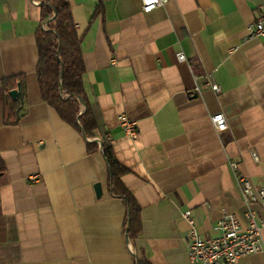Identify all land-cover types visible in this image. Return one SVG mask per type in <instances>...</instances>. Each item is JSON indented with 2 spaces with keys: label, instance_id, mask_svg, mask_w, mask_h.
Returning a JSON list of instances; mask_svg holds the SVG:
<instances>
[{
  "label": "crops",
  "instance_id": "1",
  "mask_svg": "<svg viewBox=\"0 0 264 264\" xmlns=\"http://www.w3.org/2000/svg\"><path fill=\"white\" fill-rule=\"evenodd\" d=\"M67 1L95 110L93 137L42 99L40 3L0 0V264H136L142 256L198 264L187 257L183 212L202 237H213L225 212L246 224L236 175L264 187V40L247 38L262 0H167L150 12L140 0ZM17 87L18 119L5 123L4 101ZM218 111L228 124L222 132L210 121ZM120 114L137 122L135 140L124 135ZM96 139L128 170L121 182L140 207L133 239ZM252 206L264 222V206ZM235 264H264V250Z\"/></svg>",
  "mask_w": 264,
  "mask_h": 264
},
{
  "label": "trees",
  "instance_id": "2",
  "mask_svg": "<svg viewBox=\"0 0 264 264\" xmlns=\"http://www.w3.org/2000/svg\"><path fill=\"white\" fill-rule=\"evenodd\" d=\"M40 3L42 18H50L45 28L37 31L36 45L38 62L36 74L42 99L58 115L76 128H80L86 137H93L97 129L95 110L84 90L82 75L84 62L81 52V37L78 35L67 0H34ZM101 6L96 5L94 13ZM12 82L11 87H15ZM22 86V82L20 83ZM82 105L85 106L81 112ZM19 107L17 101L7 95L4 101L5 123H16ZM96 142L88 143L89 150L96 147ZM102 154L108 165V182L110 191L122 197L127 204L126 229L131 239L140 234V207L132 194L124 187L121 177L127 173L116 158L112 147L102 139ZM0 160V171L3 170ZM136 264H150L142 256Z\"/></svg>",
  "mask_w": 264,
  "mask_h": 264
},
{
  "label": "built area",
  "instance_id": "3",
  "mask_svg": "<svg viewBox=\"0 0 264 264\" xmlns=\"http://www.w3.org/2000/svg\"><path fill=\"white\" fill-rule=\"evenodd\" d=\"M143 12H150L159 5H163L167 0H140ZM50 18L42 20L41 27L45 28ZM247 38H259L264 40V0L258 6L256 18L247 25ZM180 61L185 60L182 52H177ZM208 86L218 91L219 86L209 78ZM119 123L124 135L132 140L138 136L137 122L128 118L125 114L119 115ZM210 121L218 132L227 129L228 124L223 112L218 111L210 116ZM108 139V136H105ZM101 146L102 141L96 139ZM255 159L257 156L254 152ZM232 168L234 162H230ZM236 182L240 190L241 198L245 207V226L240 222L237 214L225 212L217 221L216 225L219 234L213 237H202L192 219L190 210L183 212V217L189 223L187 233V257L190 262L198 264H235L237 260L245 255L258 253L264 250L262 244V228L264 222L258 220L253 204L264 206V187L256 185L250 178L236 175Z\"/></svg>",
  "mask_w": 264,
  "mask_h": 264
},
{
  "label": "water",
  "instance_id": "4",
  "mask_svg": "<svg viewBox=\"0 0 264 264\" xmlns=\"http://www.w3.org/2000/svg\"><path fill=\"white\" fill-rule=\"evenodd\" d=\"M19 94V88H15V89H12L10 90L9 92V95L12 97V98H16L17 95ZM95 190H96V193L97 195L100 193L101 189H100V185L99 184H96L95 185ZM126 234H127V230H126Z\"/></svg>",
  "mask_w": 264,
  "mask_h": 264
}]
</instances>
